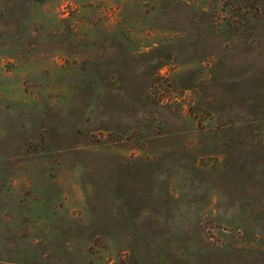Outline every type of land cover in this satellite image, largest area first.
I'll return each mask as SVG.
<instances>
[{"label": "rangeland", "instance_id": "obj_1", "mask_svg": "<svg viewBox=\"0 0 264 264\" xmlns=\"http://www.w3.org/2000/svg\"><path fill=\"white\" fill-rule=\"evenodd\" d=\"M0 264H264V0H0Z\"/></svg>", "mask_w": 264, "mask_h": 264}]
</instances>
